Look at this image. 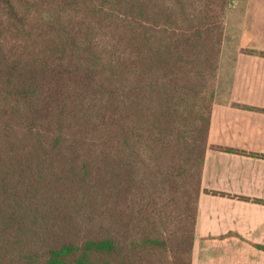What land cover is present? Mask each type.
Listing matches in <instances>:
<instances>
[{
    "label": "trees",
    "instance_id": "16d2710c",
    "mask_svg": "<svg viewBox=\"0 0 264 264\" xmlns=\"http://www.w3.org/2000/svg\"><path fill=\"white\" fill-rule=\"evenodd\" d=\"M231 2L0 0V264H191Z\"/></svg>",
    "mask_w": 264,
    "mask_h": 264
},
{
    "label": "crops",
    "instance_id": "0c3cea01",
    "mask_svg": "<svg viewBox=\"0 0 264 264\" xmlns=\"http://www.w3.org/2000/svg\"><path fill=\"white\" fill-rule=\"evenodd\" d=\"M257 53H264V0H232L225 18L191 264H264V250L256 247H264V56Z\"/></svg>",
    "mask_w": 264,
    "mask_h": 264
},
{
    "label": "rangeland",
    "instance_id": "374dc122",
    "mask_svg": "<svg viewBox=\"0 0 264 264\" xmlns=\"http://www.w3.org/2000/svg\"><path fill=\"white\" fill-rule=\"evenodd\" d=\"M232 1V0H231ZM242 1V0H241ZM225 26V25H224ZM222 45H223V43H222ZM215 84H216V82H215Z\"/></svg>",
    "mask_w": 264,
    "mask_h": 264
}]
</instances>
